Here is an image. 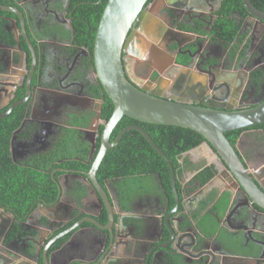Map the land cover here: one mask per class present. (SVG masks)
<instances>
[{"label":"flooded vegetation","instance_id":"1","mask_svg":"<svg viewBox=\"0 0 264 264\" xmlns=\"http://www.w3.org/2000/svg\"><path fill=\"white\" fill-rule=\"evenodd\" d=\"M221 1L189 0L178 28L192 34L184 35L179 50L172 39L165 41L177 59H196L195 67L202 59L215 63L213 75L202 81L193 76L179 78L171 89L177 88L199 104L207 97L214 102H235L237 109H243L264 97V30L254 18L241 21L233 13L246 35L232 56L234 44L225 45L196 29L201 23L202 30H211ZM80 4L73 6L72 0H0V7L11 9H0V114L26 97L30 77L29 98L13 107L25 104V114L22 127L20 124L11 135L10 156L25 160L50 149L59 156L51 169L56 199L47 202L40 197L25 219L13 215L0 238V264H199V254L219 249L221 241L226 251L241 257L256 254L254 264H263L264 255L259 256L264 251V214L205 140L183 150L187 140L182 143L171 136L168 146L151 123L133 119L121 129L143 128L169 159L173 171L154 150L162 161L154 160L150 151H141L132 152L126 161L119 156L121 159L103 164L108 149L95 181L91 179L107 120L101 118L105 92L96 78L92 50L75 34L74 20L79 18L74 11ZM204 37L211 38V43L204 44ZM244 44L247 47L241 54ZM139 65L137 73L148 76L142 83L156 89L153 83L159 82L163 72L152 63ZM256 72L260 75L253 78ZM218 74L221 80L216 78ZM115 128L110 142L121 130L112 137ZM232 146L264 190V129L241 131ZM157 165L158 170H151ZM223 207L226 209L221 211ZM209 216L216 225L212 232L206 227Z\"/></svg>","mask_w":264,"mask_h":264},{"label":"water","instance_id":"2","mask_svg":"<svg viewBox=\"0 0 264 264\" xmlns=\"http://www.w3.org/2000/svg\"><path fill=\"white\" fill-rule=\"evenodd\" d=\"M241 1L249 17L254 18L256 23H261L264 30V11L257 9L250 0ZM188 2L189 0H173L168 4L165 14L171 18V23L163 25L158 34V37L162 36L165 41L170 39L175 41L177 50L181 47L184 35L188 37L192 34L178 28L183 24L180 17L184 13V8L189 4ZM152 3H148V0H107L100 15L92 46L93 65L97 81L113 104V111L104 125L101 145L89 173L91 179L95 181V172L106 151L115 147L123 134L131 129L140 132L173 171L169 159L140 126L124 127L113 142L109 141L111 131L123 116L145 123L180 126L191 129L204 138L205 142L222 159L223 164L242 190L251 198L252 203L264 214V190L252 178L250 172L253 173V170L245 168L237 150L225 135L230 131L264 123V97L254 102L253 106L243 109H237L235 102L233 104H227L223 100L214 102L205 96H202L205 97L203 104H199L195 99H190L189 95L178 91L177 88L162 90L156 87L154 89L134 79L129 69L133 43L138 40L139 34L150 17ZM0 9L11 10L7 7H0ZM203 22L206 25L210 23V21ZM21 27L25 33L23 22H21ZM241 33L242 31H239V34ZM25 37H27L26 34ZM29 48L33 63H35V52L30 43ZM192 57L189 55V58ZM215 67L216 64L212 61L204 62L202 59L196 69L199 75L205 78L206 75H213L212 70ZM216 78L221 80L222 76L218 74ZM29 94L30 77L27 81L26 97L11 105L0 116L8 115L14 106L26 102ZM12 222L13 214L0 208V238ZM199 237L201 241L205 238L202 233ZM112 238V234H109V240ZM199 255H202L198 259L199 264H242L245 260L241 256L226 251L222 241L219 243V249L203 251ZM262 255L264 251L259 257L261 258ZM255 256L256 254L249 255L248 258L253 259Z\"/></svg>","mask_w":264,"mask_h":264},{"label":"trees","instance_id":"3","mask_svg":"<svg viewBox=\"0 0 264 264\" xmlns=\"http://www.w3.org/2000/svg\"><path fill=\"white\" fill-rule=\"evenodd\" d=\"M106 1L72 0L73 6L81 3L74 11L75 17L79 18L74 20L75 34H77V39L83 41L90 50H92L96 26ZM151 1L148 0V3ZM250 2L257 9L264 11V0H250ZM233 13L238 15L241 21L249 16L241 0H222L215 12L216 18L210 25L211 30L209 32L202 30L203 24L201 23L196 27L199 33L211 36L213 40L223 41L225 45L234 44L232 56L235 55L236 50L242 45L246 35L245 33L239 34L241 23H238L233 18ZM86 31L88 33L84 36ZM262 40L264 42V34L262 35ZM246 47L247 45L244 44L241 54L245 51ZM259 75L260 73L256 72L253 78ZM112 111L113 104L107 95L104 94L101 118L108 120ZM24 114L25 104H22L14 108L8 115L0 117V208L4 211H10L14 215V218L17 219H25L36 206L40 197L44 199L43 201L52 202L57 196V185L51 177L52 164H55L54 161L59 158L56 150L50 149L46 154L29 157L25 160H13L10 156L11 135L21 124ZM128 121H133V119L123 116L116 125L112 137H115L117 132ZM150 125L151 128L153 127L159 131V137L168 146L172 142L170 140L171 136L177 137L179 141L182 140V143L183 140H187L183 150L190 149L204 141V138L199 133L188 128L161 124ZM145 126L147 125L145 124ZM151 128L147 129L148 132L157 139ZM255 128L264 129V123L245 129ZM245 129L230 131L225 135L229 142L234 145L240 132ZM68 135L70 134L68 133ZM141 151H150L154 160L162 161L137 131H127L123 134L119 144L107 151L103 164L121 158L126 161L131 158L132 152ZM158 169V165L151 168V170ZM206 222H208V224L206 223V227L211 232L214 231L216 225H213V218L210 216L206 217Z\"/></svg>","mask_w":264,"mask_h":264},{"label":"crops","instance_id":"4","mask_svg":"<svg viewBox=\"0 0 264 264\" xmlns=\"http://www.w3.org/2000/svg\"><path fill=\"white\" fill-rule=\"evenodd\" d=\"M170 2H173V0H154L151 4L150 17L147 19L143 31L139 34L138 40L133 43V54L130 59L131 65L129 68L134 79L144 82L148 76L137 73V69L140 67L139 64L143 62L152 63V66L155 65L157 69L160 70V72H163L162 75H158L159 78L157 79L159 82H154L153 85L163 90L174 87L175 81L179 78L187 80L188 77L190 78V76H193L196 77V81L203 80V77L199 76V73L195 67L196 59L191 62H185L186 60L182 59L181 57L177 59L175 54L170 52L167 48L163 37H158L160 28L166 24L167 18L165 9L168 7ZM203 43H211V38H206V41ZM222 46L225 47L224 45ZM136 59L139 61L137 62ZM228 72L232 74L233 70L228 69ZM238 73L241 72L239 71ZM227 76H229L230 79L233 78V75ZM225 209L226 208L223 207L221 211ZM248 256L249 255L246 254V257H242L245 258V260H243V264H254V260L249 259Z\"/></svg>","mask_w":264,"mask_h":264},{"label":"bare ground","instance_id":"5","mask_svg":"<svg viewBox=\"0 0 264 264\" xmlns=\"http://www.w3.org/2000/svg\"><path fill=\"white\" fill-rule=\"evenodd\" d=\"M59 190V189H58ZM82 215V214H81ZM84 215V214H83ZM79 217H80V215H79ZM75 218V217H74ZM73 222V221H72ZM87 222V221H86ZM71 223V222H70ZM69 224V223H68ZM78 228V227H77Z\"/></svg>","mask_w":264,"mask_h":264},{"label":"rangeland","instance_id":"6","mask_svg":"<svg viewBox=\"0 0 264 264\" xmlns=\"http://www.w3.org/2000/svg\"><path fill=\"white\" fill-rule=\"evenodd\" d=\"M204 39H205V41H206V37H204ZM204 39H203V40H204ZM244 40H245V38H244ZM255 135H256V134H255Z\"/></svg>","mask_w":264,"mask_h":264},{"label":"clouds","instance_id":"7","mask_svg":"<svg viewBox=\"0 0 264 264\" xmlns=\"http://www.w3.org/2000/svg\"><path fill=\"white\" fill-rule=\"evenodd\" d=\"M207 36V35H206Z\"/></svg>","mask_w":264,"mask_h":264}]
</instances>
